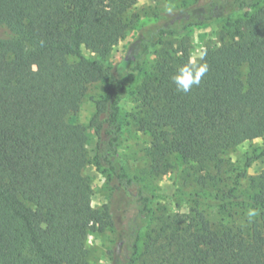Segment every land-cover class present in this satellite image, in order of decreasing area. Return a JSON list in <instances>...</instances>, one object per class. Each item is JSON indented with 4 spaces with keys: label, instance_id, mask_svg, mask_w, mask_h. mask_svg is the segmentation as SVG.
Instances as JSON below:
<instances>
[{
    "label": "trees",
    "instance_id": "trees-1",
    "mask_svg": "<svg viewBox=\"0 0 264 264\" xmlns=\"http://www.w3.org/2000/svg\"><path fill=\"white\" fill-rule=\"evenodd\" d=\"M133 1L0 0V264L86 263L87 234L112 219L92 207L83 173L91 134L92 161L130 207L113 264H264V170L240 182L264 148L224 170L231 148L264 137V0H193L196 11L171 8L132 25L133 54L118 69L109 33ZM240 12L232 38L202 49L209 70L200 84L179 92L172 76L191 60L186 28ZM156 45L170 70L134 87ZM94 83L104 93L84 124L76 113ZM130 94L126 117L120 104ZM125 118L150 138L149 172L185 173L191 189L153 192L128 174L117 151ZM158 196L167 203L155 204ZM250 208L260 215L237 223Z\"/></svg>",
    "mask_w": 264,
    "mask_h": 264
},
{
    "label": "rangeland",
    "instance_id": "rangeland-1",
    "mask_svg": "<svg viewBox=\"0 0 264 264\" xmlns=\"http://www.w3.org/2000/svg\"><path fill=\"white\" fill-rule=\"evenodd\" d=\"M193 0H134L131 9L126 15V19L113 28L109 33L108 49L110 54L114 55V61L118 69L125 66L129 57L133 54L134 44L133 26L138 28L143 23L154 24L162 17L165 10L171 8H181L188 13L194 9L191 7ZM196 11V10H195ZM240 13L232 15L229 20L217 19L206 28L192 29L186 28L191 41V60H197L202 49L207 46H217L221 43V36L230 39L235 35L233 21L241 16ZM132 21V22H131ZM4 31V30H2ZM183 32V33H184ZM3 33V32H2ZM175 36H164L165 40H174ZM133 43V44H132ZM127 45V46H126ZM160 45L152 46L149 53L144 58L139 77L134 87L144 78H153L154 76L165 73L170 70V63L156 51ZM69 60L73 57L69 56ZM104 93L103 85L94 83L89 85L87 96L83 99L76 118L79 122L87 124L94 111L92 97H98ZM136 102L134 95L130 94L121 101L120 108L123 116L129 115L135 110ZM149 136L138 131L128 118L124 119L123 141L118 146V153L122 163L126 167L128 174L132 177L138 176L144 179L147 186L153 192L158 189L163 192H173L176 187L181 189H191V184L184 181L185 173L167 172L166 174L155 176L149 172V160L146 155V148L149 143ZM96 139L91 134L87 143L88 156L91 159L83 173L88 177L91 185V205L94 208H107L111 214V224L102 232L96 228H91L86 237V263L85 264H113L115 252L122 248V239L126 227L125 212H130L129 205H126L125 197L121 194L123 191L119 186L108 181L107 174L98 169L92 161L95 153ZM264 148V137L245 141L225 154L224 170H230L237 165L239 167L244 162V157L255 151ZM233 170V169H231ZM264 170V155L254 160L246 169V177L241 178L242 186L247 185L249 176L256 175ZM187 171V169H186ZM230 173V171H229ZM125 194V193H124ZM128 198V197H127ZM167 200L163 196L155 198V204H163ZM167 203V202H166ZM156 206V205H155ZM181 210L186 208L181 207ZM246 218V215L235 214L234 219L240 223Z\"/></svg>",
    "mask_w": 264,
    "mask_h": 264
},
{
    "label": "clouds",
    "instance_id": "clouds-1",
    "mask_svg": "<svg viewBox=\"0 0 264 264\" xmlns=\"http://www.w3.org/2000/svg\"><path fill=\"white\" fill-rule=\"evenodd\" d=\"M170 10V9H169ZM205 53H201L197 60H190L188 63L181 65L172 76V81L177 90L182 93H188L193 86H198L202 77L208 72L209 65L204 61ZM260 212L256 208H250L246 212L249 223L259 216Z\"/></svg>",
    "mask_w": 264,
    "mask_h": 264
}]
</instances>
